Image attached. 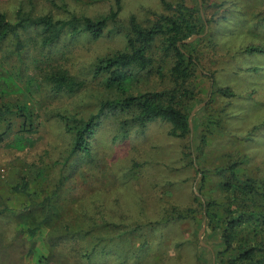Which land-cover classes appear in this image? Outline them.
Instances as JSON below:
<instances>
[{
  "label": "rangeland",
  "instance_id": "1",
  "mask_svg": "<svg viewBox=\"0 0 264 264\" xmlns=\"http://www.w3.org/2000/svg\"><path fill=\"white\" fill-rule=\"evenodd\" d=\"M54 1L66 12L100 18L116 7L117 0ZM198 1L205 20L206 13L214 17L215 10L209 6L205 12L203 0ZM185 2L193 5L196 0ZM243 2L253 13L264 16V0ZM120 3L121 20L134 14L142 21L153 12L164 11L161 0ZM21 7L33 8L35 13L52 8L50 0H0V10L11 20ZM259 34L264 38V30ZM37 36L36 31H29L23 39ZM260 39L253 34L243 39L238 34L224 46L234 49ZM125 42L122 29L99 40L66 36L46 48L35 41L22 55L14 49L13 37L0 46V105L27 103L38 121L35 133H21L23 119L18 117L9 128L6 124L0 127V264H220L216 253L222 246L218 245L219 236L212 234L206 214L203 220L196 214V219L187 217L167 225L157 221L173 204L196 207L195 192L203 203L220 199L222 177L217 167L230 160L241 159L243 175L264 176V70H250L263 64L264 58L239 56L234 60L242 67L237 66L242 77L235 81L227 70L221 76L235 83L241 97L233 100L230 110L226 108L223 130L208 134L210 144L202 159L211 173L200 193L201 166L196 163L194 167L185 159L187 140L171 136L165 121L151 122L142 134L130 125L123 129L128 130L125 135L115 114L104 112L92 139V156H69L70 136L56 114L88 117L98 113L102 100L114 97L100 79L91 80L90 69L98 58L122 49ZM50 65L89 81L75 94L55 95L43 79ZM152 80L146 78L145 83L155 84ZM249 92H255L256 105L247 96ZM205 93L200 94L192 117L209 101L211 95ZM222 105L219 99L209 109L211 113L220 111ZM206 115L201 113L196 122L201 128ZM21 138L25 139L22 144L18 141ZM27 178L29 195H23L14 187ZM51 197L50 208L41 207ZM34 227L39 229L32 234ZM128 229L139 230L120 233Z\"/></svg>",
  "mask_w": 264,
  "mask_h": 264
},
{
  "label": "trees",
  "instance_id": "2",
  "mask_svg": "<svg viewBox=\"0 0 264 264\" xmlns=\"http://www.w3.org/2000/svg\"><path fill=\"white\" fill-rule=\"evenodd\" d=\"M50 2L52 8L44 13L21 7L14 20L0 10V46L13 37L14 49L18 55H22L28 45L35 41L46 48L66 36L73 39L86 35L99 40L114 30L122 29L126 36L122 49L98 58L90 69L91 80L100 79L106 91L114 97L102 100L98 113L88 117L78 113L56 114L64 123L65 133L70 136L69 156H92V139L101 125L104 112L115 114L116 120L120 121L121 131L133 125L141 134L151 122L165 121L170 125L171 136L187 140L183 149L185 159L194 167L196 163L201 166L202 178L198 191L203 192L211 173V168L202 159L203 150L210 144L208 134L215 135L223 130L224 119L228 117L226 108L230 110L233 100L241 97L235 83H228L221 76L227 70L235 81L242 77L237 66L242 67L239 61H236V66L234 60L239 56L245 54L260 60L264 58V38L259 36V32L264 30L262 12L253 13L243 0H217L211 3L203 0L205 12L209 6L215 10L214 17L206 13L205 20L198 0L193 5H188L185 0H161L164 11L153 12L152 16L141 21L134 14L127 20H121L120 0L116 1L115 8L100 18L66 12L56 1ZM208 24L210 26L206 30ZM29 31H36L38 36L24 40L23 34ZM238 34L243 39H250L253 34L262 40H249L237 48H226L225 41L230 42V38ZM195 35L197 37L190 41ZM221 57L227 59L221 61ZM210 63L215 65L214 68L210 67ZM50 68L43 79L55 95L75 94L89 81L88 77L73 74L60 66L53 68L50 65ZM250 70L258 73L264 70V63ZM149 77L156 85L145 83ZM204 92L206 96L211 95L210 99L192 117L193 109L201 101L200 94ZM249 93L247 96L255 100L253 105H256L255 92ZM219 99L223 107L211 113L209 106ZM201 113L207 114L202 128L196 123ZM15 117L23 119L21 133L37 131L36 113L33 114L27 103L0 105V127L6 124L9 128ZM127 132L124 130L122 134L127 135ZM18 141L22 144L25 139ZM241 163V159L230 160L217 167L222 177L219 182L220 199L203 203L199 193L195 192L193 200L196 207L181 208L173 204L157 223L167 225L187 217L196 219V214L203 220L207 215L208 226L212 228L214 236H219L218 245L222 246L216 253L220 264H264V176L243 175ZM14 189L29 195L28 178ZM51 199L43 202L41 207L50 208ZM38 229L34 227L31 233H36ZM138 230H122L120 233ZM94 248L95 245L86 253L87 258Z\"/></svg>",
  "mask_w": 264,
  "mask_h": 264
},
{
  "label": "water",
  "instance_id": "3",
  "mask_svg": "<svg viewBox=\"0 0 264 264\" xmlns=\"http://www.w3.org/2000/svg\"><path fill=\"white\" fill-rule=\"evenodd\" d=\"M195 37H196V35H195ZM195 37H194V38H195ZM192 39H193V38H192ZM192 39H191V40H192ZM191 125H192V124H191Z\"/></svg>",
  "mask_w": 264,
  "mask_h": 264
}]
</instances>
